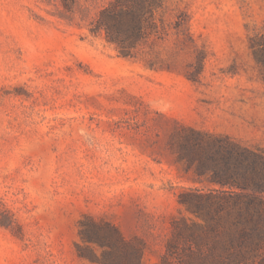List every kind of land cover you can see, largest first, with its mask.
<instances>
[{
	"label": "rangeland",
	"instance_id": "1",
	"mask_svg": "<svg viewBox=\"0 0 264 264\" xmlns=\"http://www.w3.org/2000/svg\"><path fill=\"white\" fill-rule=\"evenodd\" d=\"M261 190L264 0H0V264H264Z\"/></svg>",
	"mask_w": 264,
	"mask_h": 264
},
{
	"label": "trees",
	"instance_id": "2",
	"mask_svg": "<svg viewBox=\"0 0 264 264\" xmlns=\"http://www.w3.org/2000/svg\"><path fill=\"white\" fill-rule=\"evenodd\" d=\"M219 143H221L220 145H222L223 149L228 150L227 149V144L228 141L227 140H221L219 141ZM235 151V156H236V161L237 164L240 165H244L246 167H251L253 168V170H256V167L254 164H252V160L253 158H262L263 155L259 154V153H252L251 151H249L246 148H243L241 146H236V148L234 149ZM227 159V158H226ZM226 160H224L225 162ZM218 182H220L223 186H235V185H240L238 184V178L235 176H231V174L228 175H219L217 178ZM248 181H252L251 178H247L245 184L243 185H250L248 183ZM242 189H246L248 186H241ZM264 191V190H261ZM247 195H249L248 193H245L244 191L242 192H236L234 190H230V189H223V190H219L218 193L215 196L217 203H218V208L219 211L221 213V215L223 216H231L232 212H238L239 214H242V212L245 210L244 208H242V204L241 201H243L244 197H247ZM252 206V205H250ZM244 241H246V235L241 231L239 234V237L236 240V244H241ZM236 244H231L230 247H228V250L223 253L222 255L224 257H227L229 255V252L231 250L236 249Z\"/></svg>",
	"mask_w": 264,
	"mask_h": 264
}]
</instances>
